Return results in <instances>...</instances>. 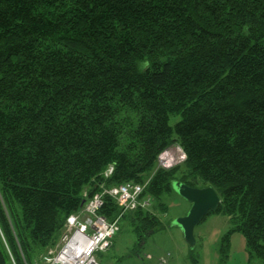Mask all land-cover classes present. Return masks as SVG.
Instances as JSON below:
<instances>
[{
  "label": "trees",
  "instance_id": "trees-1",
  "mask_svg": "<svg viewBox=\"0 0 264 264\" xmlns=\"http://www.w3.org/2000/svg\"><path fill=\"white\" fill-rule=\"evenodd\" d=\"M174 180L211 186L264 264V0H0V264H41L97 192ZM102 198L139 239L162 227Z\"/></svg>",
  "mask_w": 264,
  "mask_h": 264
},
{
  "label": "rangeland",
  "instance_id": "rangeland-1",
  "mask_svg": "<svg viewBox=\"0 0 264 264\" xmlns=\"http://www.w3.org/2000/svg\"><path fill=\"white\" fill-rule=\"evenodd\" d=\"M157 202L165 204L166 211H162ZM150 204L158 207L155 214L162 227L139 239L129 220L120 219L112 245L96 254L100 264H261L260 258L249 257L244 235L237 230L231 231L230 217L207 214L194 227L195 242L190 244L181 228L173 224L176 218L188 212L190 202L172 190L163 193L158 201L151 200Z\"/></svg>",
  "mask_w": 264,
  "mask_h": 264
},
{
  "label": "built area",
  "instance_id": "built-area-1",
  "mask_svg": "<svg viewBox=\"0 0 264 264\" xmlns=\"http://www.w3.org/2000/svg\"><path fill=\"white\" fill-rule=\"evenodd\" d=\"M185 159L183 149L174 145L158 155L157 166L167 169ZM111 171L112 167L109 166L105 175ZM144 186L143 183L125 182L93 194L79 213L66 218L59 244L44 253L41 264H100L97 252L110 246L111 238L119 228L118 217L110 221L99 213L103 205L102 196H111L122 211L146 208L150 202L147 198H141Z\"/></svg>",
  "mask_w": 264,
  "mask_h": 264
},
{
  "label": "water",
  "instance_id": "water-1",
  "mask_svg": "<svg viewBox=\"0 0 264 264\" xmlns=\"http://www.w3.org/2000/svg\"><path fill=\"white\" fill-rule=\"evenodd\" d=\"M172 189L190 202L188 212L184 216L176 218L173 224L180 227L187 242L193 244L195 242L194 227L202 221L209 211L217 207L220 198L211 186L196 188L174 180L172 181Z\"/></svg>",
  "mask_w": 264,
  "mask_h": 264
},
{
  "label": "crops",
  "instance_id": "crops-1",
  "mask_svg": "<svg viewBox=\"0 0 264 264\" xmlns=\"http://www.w3.org/2000/svg\"><path fill=\"white\" fill-rule=\"evenodd\" d=\"M111 246V245H110ZM108 249V248H107ZM107 249H105V250H107Z\"/></svg>",
  "mask_w": 264,
  "mask_h": 264
}]
</instances>
